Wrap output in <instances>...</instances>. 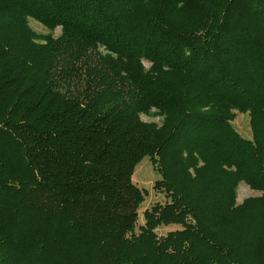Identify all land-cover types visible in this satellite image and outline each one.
I'll list each match as a JSON object with an SVG mask.
<instances>
[{
	"label": "trees",
	"instance_id": "trees-1",
	"mask_svg": "<svg viewBox=\"0 0 264 264\" xmlns=\"http://www.w3.org/2000/svg\"><path fill=\"white\" fill-rule=\"evenodd\" d=\"M0 264H264V0H0Z\"/></svg>",
	"mask_w": 264,
	"mask_h": 264
},
{
	"label": "rangeland",
	"instance_id": "rangeland-1",
	"mask_svg": "<svg viewBox=\"0 0 264 264\" xmlns=\"http://www.w3.org/2000/svg\"><path fill=\"white\" fill-rule=\"evenodd\" d=\"M29 25L31 28L37 33H46L48 30L36 20L29 18ZM59 34V28H56L53 31V35L57 36ZM145 65L146 62H144ZM233 119L231 120V124L236 132L245 139H250L252 136L251 127L249 124V116L247 112L235 111ZM141 118L143 120L148 121H158V117H149L142 115ZM160 177L159 172L153 167L151 161L148 156H144L141 160L136 164L132 173L133 182L139 187L145 189L144 200L140 203L138 207V219L137 225L143 223V210L149 208L151 204L155 202L163 203L166 200L164 193L162 191L156 190L153 188V183ZM227 175L216 168V184L219 186L224 185V181L227 180ZM260 195L259 191L252 190L249 188L244 182H239L236 187V203H241L247 197H253ZM253 204H250L249 209L246 214L241 212L236 213V217L231 215L230 220L225 221V225L228 223H234L235 218H241L244 222H249L256 219L258 214ZM179 228L178 224H159L156 226V233L158 236H163L167 231Z\"/></svg>",
	"mask_w": 264,
	"mask_h": 264
}]
</instances>
